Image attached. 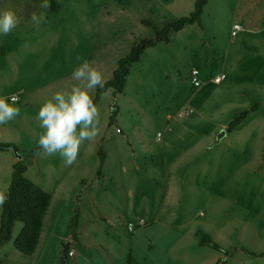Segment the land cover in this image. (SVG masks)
<instances>
[{
    "label": "rangeland",
    "instance_id": "374dc122",
    "mask_svg": "<svg viewBox=\"0 0 264 264\" xmlns=\"http://www.w3.org/2000/svg\"><path fill=\"white\" fill-rule=\"evenodd\" d=\"M40 2L0 0V11L13 9L21 17V23L8 35L0 34V47L17 52L10 59L0 60V97L16 88H24L38 97L49 98L55 91L76 83L70 80L71 74L84 60L100 70L107 82L119 59L125 57L140 40L153 38L154 30H161L166 21H172L160 0H49L50 6L54 3L58 11L46 13L44 22L37 28L30 16L33 11H43L39 7ZM204 12L200 26L186 29L177 36L173 35L168 43H157L147 53L145 51L130 67L122 93L107 89L100 94L96 102L100 112L99 138L96 142L84 141L77 156L84 158V173L80 175L81 172H74L70 168L72 166L65 164L46 168L47 162L63 160L58 153L39 156L31 169L43 174V185L49 184L50 176H57L69 186L73 179L78 182L79 177L87 182L95 177L99 168L97 152L101 149L108 158L106 170L110 174L117 159L122 162L120 174L126 182L137 173H145L146 168V198L149 199V190L154 188L150 169L166 172L172 180L176 170L170 163L190 151L187 147L196 134L212 129L217 132L213 142L208 144L207 152L196 155L229 159L226 173H236L241 169V179H234L235 175L231 178L223 175L222 180L210 185L212 193L193 202L187 212H177L178 207L175 206L167 229L162 228V221L154 223L148 212L146 218L133 214L123 221L118 220L114 231L102 219V223H95L94 230H84L85 240L75 246L77 258L82 253L91 264H126L127 260L128 264H133V259H137V249H141L146 253V259L152 256L166 263L162 258L165 248H173L169 243L183 236L191 242L214 240L221 248L217 250L211 246L204 250L218 255L219 260L224 259V264H264L263 257H248L243 263L238 260L241 249L249 246L240 238L245 218L251 221L247 227L256 226L254 220L260 209V205L253 204L252 195L264 191V0H207ZM164 15H167V20ZM146 21L151 24L147 26ZM234 23L242 30L232 38L230 28ZM255 30L259 31L258 35L246 33ZM77 56L81 60L78 61ZM192 69L198 71V78L202 81L198 88L190 82ZM5 71L7 76H4ZM219 74L225 76L221 84L210 82V78ZM34 105L40 106L41 102L36 101ZM254 106L256 110L247 114L237 132L230 133L229 137L225 134L211 145L223 131L222 127H227L243 111ZM113 107L116 116L108 126ZM184 110L193 113L184 118L176 117ZM42 131L38 124L32 134L21 133L24 140L14 145L19 156L23 157L32 148L39 147L38 138ZM133 152L136 153L135 158ZM10 175L11 167L6 160L0 159V191L7 190ZM103 184V188L108 186L106 182ZM82 185L76 188V202L90 190H84ZM165 189L161 184V196ZM92 206L87 203V212L81 217L77 204L71 213H61L48 228L49 241L37 262L61 264L58 258L53 263L51 257L59 243H63L57 236L70 232L68 226L76 214L75 209L78 211L77 223H85L87 228L90 226V212L95 216H105L106 220L117 213L115 204L109 199L99 210L92 209ZM139 220L143 222L141 227L136 230L134 227L133 234L128 233L126 226ZM182 223L186 225L180 226ZM225 224L228 228L221 229ZM21 228L20 223L14 225L12 239ZM108 235L119 239L126 249L128 246V253V241L135 237L141 240V246H135L132 258L126 257L121 263L96 244L95 237L107 239ZM180 248L174 246L171 255H177ZM255 248L263 250L264 242L257 243ZM224 253L230 256L226 257ZM28 260L15 250L12 241L0 251V264H24ZM168 261L175 264L171 259ZM66 264L76 262L67 258Z\"/></svg>",
    "mask_w": 264,
    "mask_h": 264
},
{
    "label": "crops",
    "instance_id": "0c3cea01",
    "mask_svg": "<svg viewBox=\"0 0 264 264\" xmlns=\"http://www.w3.org/2000/svg\"><path fill=\"white\" fill-rule=\"evenodd\" d=\"M160 1L164 4L163 9L166 11V14H168V16L170 14L171 16L172 21L170 22H173L183 16H187L193 10V6L196 0H160ZM206 8H207V3L205 7L203 8L202 15L200 18V23H202L203 21V17H204L203 13H205L204 11ZM163 18L164 19L167 18V15H164ZM168 23L169 22L166 21V24ZM198 26L200 25L199 24L186 25L174 35L177 36L178 34L185 31L186 29H193V27H198ZM258 32H259L258 30L246 31V33L251 36L258 35L259 34ZM149 49L146 50V53L147 51H149ZM16 53H17L16 50H13L11 48L2 49V47H0V60L7 59L8 57L10 59ZM116 66H115V69H116ZM3 73H4V76L8 75V74L5 75L6 71ZM112 73H111V77H112ZM12 75H15V72ZM210 82H212L211 79H210ZM216 85H219V84H216ZM13 95H19L18 106L20 107L21 111H20L19 116H17L14 120L9 121L7 124L0 125V143L17 145L18 141L24 140V137L20 136L21 133H26L30 135L34 132L35 126L39 124V122L36 120L38 110L40 106L42 105V103L50 99L51 97L49 98H44L43 96L38 97V95L34 94V92L27 91L24 88H16L7 93H3V97H10ZM36 101L41 102V105L40 106L34 105V102ZM192 113L193 112H191V114ZM221 129L224 131V136L225 134H227L228 137L230 133L237 132L236 131L237 129L230 133L226 132V127H222ZM216 132L217 131H214L211 129V130H207V132L198 133L196 134V136H194L195 138L193 142L191 143V145L187 147L190 149V151H188L187 153L181 154V156L180 155L177 156L174 162L170 163L171 166L173 167V170H176V172L173 171L174 174L172 175V178H173L172 180L170 179V175L166 174V172L162 171L161 173L160 171H157L151 168L150 173L152 174L151 175L152 176V186H154V188H152L151 186L152 189L149 190V193H148L150 195L149 199L146 198L147 197L146 196V168L144 171L145 173H141V172L139 174L137 173L126 182L122 178V175L120 174L122 162L119 159H117L115 167L111 171V174H110L109 171L106 170L108 158L107 156L104 155V160H103V164L100 170V174L97 175V172H96L95 177L91 180L89 179V181L87 180V182H85L83 178L79 177L78 182L80 183H78L77 180L73 179L70 182L71 184L69 186L66 184L67 182L66 183L64 182V180H60V179L58 180L57 176L53 178H51L50 176L49 184L43 185L42 184L43 174L39 170L34 169L32 171L31 169V165L33 164V161L37 159L39 156L41 157V155L39 154L35 155L27 165L25 176L30 181H32L33 183L41 187L44 191L49 193L51 196V201H50V205L48 207V210L46 212V215L43 221V227H42V231L39 237L37 248L35 252L31 256L28 257L29 260L25 261L24 264H40L39 262H37V260H38V257L42 255L44 251L43 250L44 246L49 241V236L47 233L48 228L53 224V222L57 218H59L61 213H63L64 211H66V214L67 213L69 214L72 211H74L76 204L77 206H79V214L81 217L83 216V214L87 212L86 210L87 203L90 202L91 205L92 204L94 205L92 206V209L95 207L96 209L99 210L101 209V205L102 206L105 205L106 200L109 199L115 204L117 213L116 215L106 220L105 216H102V215L100 217L98 215L95 216L93 212H90L89 213L91 217L90 224H89L90 226L87 228L84 225L85 223L83 225H81L80 222L77 223V227L75 229L76 230L75 238L72 237L70 232L67 235H62V237L57 236V238L61 240L63 243H59L60 245L58 249L52 255L51 260L53 263H55L57 258L61 261L62 250L65 244L69 243L70 244L69 249H72L74 251V254L71 258L73 259V261L76 262V264H91L90 260H88V257L82 253L79 254L77 258V251H76L75 246L78 243H82V240H85L84 230L85 229L94 230L93 228L96 227L95 223L96 222L102 223V219L105 220V223H109L111 226L110 230L114 231L116 228L115 222H117L118 220L123 221L124 219L129 218V216L133 214L140 215L146 218V212H148L151 215V218L154 223L162 221L161 223L162 228L167 229V227L169 226L168 225L169 222L173 219L172 214H173V208L175 206L178 207V209H180V210L177 209V212H180V211L181 213L187 212L188 207L193 202L203 200L212 193L211 192L212 188L210 187V185H213V182L216 180H222L221 177L224 178L223 175L229 178H231L232 175H235L234 179L240 180L242 177L241 172H240L241 169L238 170V172L236 173H229V174H227L228 172L226 173L227 166L228 165L230 166L229 159L225 160L226 158H220V157L214 158L215 156L214 157L213 156L200 157L196 155L199 153L207 152V149L209 148L208 144L213 142L214 135L216 134ZM98 138L99 137H97L94 141L96 142ZM214 144L215 143L211 145H214ZM240 147L241 146H238L237 148H240ZM7 154L9 155L11 154V156H8L10 158L6 156ZM135 155L136 153L133 152L134 158H135ZM0 159L6 160L7 164L10 167L17 160L16 157H14L12 153L10 152L0 153ZM63 161L64 160L61 161L60 159H56V161L54 162L52 161L47 162L46 163L47 166L45 167L48 168L51 165L60 167V165L65 164V162ZM71 166L72 167L70 168L74 169V172L75 171L81 172L80 173L81 175L82 173H84V170H85L84 158L77 157L75 163H73ZM138 168L139 167H137V169ZM104 182H106L108 186L103 188ZM79 184L81 185L83 184L82 187L84 188V190H89V189L90 190L87 191V193L81 198L79 202H76L77 192H78L76 188ZM85 184H87L88 186ZM161 184H164L166 187L165 192L162 194V196H161ZM241 192L242 191H240V193ZM252 202L256 206L260 205V209H258V212L256 213L255 220H254L256 226L247 227L249 223L251 224V221L250 219H248V217L247 218L244 217L245 221L243 224V229L240 232V238L243 242H245L250 247L248 246V247L241 249L242 254H240V257L238 259L239 263H243L244 261H246L248 257H256V258L263 257L264 258V256H261V254L264 253V249L261 250V249L255 248L257 243L259 244L260 242H264V191L260 192L259 194L252 195ZM243 207L245 208L246 206L244 205ZM142 224L143 222L141 220H139L136 224H133V225L130 224L133 226L132 232H129L127 230V227L129 225L128 224L126 226V230L128 231V233L133 234L134 227L136 230L138 227H141ZM184 225H186V223H182V225L180 224V226H184ZM220 228L227 229L228 227L225 224L221 226ZM14 239L15 238L12 239L11 237V240L8 243L12 241V244H13ZM185 239L182 236V237H179L178 239H175L171 243H169L170 245L173 246V248L174 246H181L179 253H177V255L175 256L171 255L172 253L171 250L173 248H170V247L165 248V253H164L165 255L162 258L167 261L166 263H163L164 261L157 260L152 256H149L146 259V253L141 252V249H137L136 251L137 259H133L132 263L133 264H170L171 261H168V260L171 259L175 261V264H216L218 260L220 259L218 255L215 256L214 254H211L207 250H204L206 247L211 248V246L206 243L209 240H203V241L192 240L191 242V240H189L188 238H185ZM95 241H96V244L99 247H101L107 253L108 256H110L111 258L117 257V259L121 263L125 261L126 257L130 259L132 258L133 248L135 246H137L138 248H140L141 246V240L137 239V237H135L133 240H130V241L127 240L129 244V253L127 251L128 246L126 249L125 245H123V243L119 239L117 238L112 239L110 238V235L107 236V239H97L95 237ZM210 242L214 243V240ZM215 242L218 243V241H215ZM8 243L4 244L0 248V251ZM216 245L219 246L218 244ZM40 247H42V250ZM195 247H196V250H195ZM171 256L174 259H172ZM178 260H180V263L178 262ZM128 262L129 260L126 261V264H128Z\"/></svg>",
    "mask_w": 264,
    "mask_h": 264
},
{
    "label": "trees",
    "instance_id": "16d2710c",
    "mask_svg": "<svg viewBox=\"0 0 264 264\" xmlns=\"http://www.w3.org/2000/svg\"><path fill=\"white\" fill-rule=\"evenodd\" d=\"M206 3L207 0H196L193 10L187 16L166 24L161 30H154L153 38L142 39L135 44L125 57L118 60L111 79L105 82L103 88H97L94 103L96 104L100 94L107 89H112L116 94L122 93L130 67L139 61L141 55L147 49L154 47L157 43H168L172 36L186 25L200 24L202 11ZM57 11L58 7L53 3L47 9V14L56 13ZM146 25H150L149 22L146 21ZM113 109L114 107L109 116L108 126L111 125L116 116ZM255 110L256 106L249 111H243L237 119L229 123L226 127V132L230 133L236 130L247 114ZM12 149H16V147L12 144L0 143V153L12 152ZM38 151L39 147L32 148L11 166L10 181L7 188L8 200L1 208L0 213V248L11 240L14 225L20 223L22 224V228L13 240V246L18 253L25 257L31 256L37 248L43 221L51 201L49 193L25 176L28 163L38 154ZM97 155L99 158L97 175H99L104 160V154L101 152V149L98 150ZM75 213L68 226L74 238L77 227V209H75ZM206 243L217 250L220 249L219 246L210 241ZM224 256L227 257L228 254L224 253ZM261 256H264V253ZM224 262L225 260L223 259L219 260L216 264H224Z\"/></svg>",
    "mask_w": 264,
    "mask_h": 264
},
{
    "label": "clouds",
    "instance_id": "9594fccd",
    "mask_svg": "<svg viewBox=\"0 0 264 264\" xmlns=\"http://www.w3.org/2000/svg\"><path fill=\"white\" fill-rule=\"evenodd\" d=\"M43 11H33L30 19L37 28L44 22L49 0H41ZM21 23V17L13 9L0 11V34L8 35ZM76 59L81 60L80 56ZM70 83L40 106L36 120L43 129L38 138L39 155L59 154L66 165L75 163L84 141L95 140L99 135L100 112L94 103V91L103 88L105 79L100 70L87 60L80 63L71 74ZM19 95L0 97V125L7 124L20 114ZM8 200V193L0 191V208Z\"/></svg>",
    "mask_w": 264,
    "mask_h": 264
},
{
    "label": "built area",
    "instance_id": "2783aa9c",
    "mask_svg": "<svg viewBox=\"0 0 264 264\" xmlns=\"http://www.w3.org/2000/svg\"><path fill=\"white\" fill-rule=\"evenodd\" d=\"M240 30H241V28H240V26L238 24H233L231 26L230 36L233 38ZM189 78H190V82H191V84H192V86L194 88H198L202 84V81L198 78V71L196 69H192L190 71ZM210 79H211V81L214 84H220L225 79V76L223 74H219V75H216V76H214L213 78H210ZM191 112H192L191 110L180 111V112H178L176 114V116L177 117L188 116V115L191 114ZM157 138L158 139L160 138V135L159 134L157 135ZM127 230L129 232H132L133 226L129 224L128 227H127ZM66 254H67V257L68 258H71L73 256V254H74V251L72 249H68V251H67Z\"/></svg>",
    "mask_w": 264,
    "mask_h": 264
},
{
    "label": "water",
    "instance_id": "95a60500",
    "mask_svg": "<svg viewBox=\"0 0 264 264\" xmlns=\"http://www.w3.org/2000/svg\"><path fill=\"white\" fill-rule=\"evenodd\" d=\"M223 135H224V131L220 132V134L217 135V138H216V140H215L214 143H217L218 140H219ZM12 153L15 155V157H16L17 160L21 159V156L18 155L16 149H12ZM69 247H70V244H69V243H66L65 246H64V248H63V250H62V258H61V263H62V264H65V262H66V260H67V258H68L66 253H67Z\"/></svg>",
    "mask_w": 264,
    "mask_h": 264
}]
</instances>
